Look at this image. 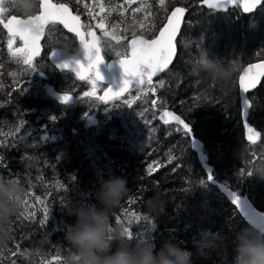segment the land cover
<instances>
[{"label": "trees", "instance_id": "1", "mask_svg": "<svg viewBox=\"0 0 264 264\" xmlns=\"http://www.w3.org/2000/svg\"><path fill=\"white\" fill-rule=\"evenodd\" d=\"M201 2L164 0L161 5L160 0H71L68 6L74 15L79 13L83 30V26L91 25L99 36L107 62L121 58L117 51L128 56L131 38L153 39L173 8L186 11L176 59L154 80L155 95L133 86L128 95L106 105L98 98L104 87L99 86L95 96H84L90 92L89 79L78 82L48 63V53L54 49L77 50L76 39L60 26L47 29L43 54L33 61L39 71L32 75L27 65L17 63L9 53V37L0 26V178L19 183L25 195L30 194L26 198L33 206L22 204L12 217V238L0 248V264H62L71 252L65 232L75 222L69 211L79 203L94 204L91 193L109 175L128 181L129 192L111 210L110 223L128 228L133 242L143 239L158 248L162 241L173 240L193 254L192 264H232L234 235L249 226L221 188L236 191L256 211L264 213V180L256 175L264 170V78L248 95L246 121L260 133L252 145L245 139L237 89L241 70L264 60V3L255 14L243 16L239 6L226 14H215L200 8ZM17 3L28 8L26 0L5 1V20L12 15L29 17ZM100 4L105 8L103 13ZM35 5L32 12L38 14L40 0H35ZM101 17L103 31L96 27ZM104 32L121 38L120 43ZM248 36L252 38L238 41ZM188 37H200L198 46L192 42L189 48L184 42ZM200 43L210 58L235 62L230 79L217 81L190 71ZM20 47L14 39L13 50ZM27 79L24 93L14 91L18 82ZM161 79L163 86L158 85ZM50 91L68 94L72 101L59 102ZM155 97L163 98V109L159 101L157 106L150 103ZM162 110L175 113L191 127L192 138L202 143L208 165L213 168V182L191 151L189 134L177 126L161 125L158 114L153 115ZM91 118L95 124L89 123ZM150 165L153 171L149 175ZM240 169L244 170L243 177H238ZM249 170L253 171L251 177L247 176ZM156 191L166 203L163 213L145 206ZM37 196L43 204L36 201ZM44 207L49 219L42 224ZM32 211L34 216L29 215Z\"/></svg>", "mask_w": 264, "mask_h": 264}, {"label": "snow or ice", "instance_id": "2", "mask_svg": "<svg viewBox=\"0 0 264 264\" xmlns=\"http://www.w3.org/2000/svg\"><path fill=\"white\" fill-rule=\"evenodd\" d=\"M79 2L80 0H77V3ZM128 2L131 3L132 0H128ZM69 3H71V0H62V2L59 3H52L51 0H41L40 8L42 9V11L39 14H36L34 12L27 13V15L29 16V18L27 19H17L15 15H12L10 18H7L5 20L4 14L7 11V9L4 7L5 0H0V24H2L3 27L7 29V33L9 36V53L13 58L16 59L17 63L27 65L28 69L31 70V75L33 72L39 71L38 68L33 65V58L39 52L38 42L40 41V38L44 33L45 26L50 23H59L63 24L64 27L69 31L74 32L76 36L81 38L80 44L82 46V56H73L64 52L63 50L54 49L51 52L49 59L61 52L71 56L72 59L69 62L60 63L58 67L74 71L76 76L80 80H84L87 76L90 82L93 83V89L91 92H85L84 96H94L97 90L96 82H102L103 80V77L98 70V66L104 63L103 57L101 56V47L99 46L100 39L97 38L95 33L92 31L91 25L83 26L85 27L87 35L91 37V41L89 42L84 39L83 34L81 33L82 25L80 24L79 13L73 15L68 6ZM204 3L207 4L210 9L222 6L219 2L214 3L213 0H204ZM260 3L261 0H245L243 10L246 13H250ZM160 4L163 5L164 0H160ZM99 11L100 13H103L105 11L103 4L99 5ZM136 11H139V9H136ZM184 11V8H176L175 11L172 12V18L169 19L167 26L160 31L158 38H153L151 40L134 38L131 41V59L127 58L126 52H116L117 56L121 57L119 59V66L122 69L125 78L123 79L122 84L118 90L114 91L111 87H109L104 91V96L100 97V99L112 98L118 100L121 95L129 92L130 87L133 86L136 87L139 91H143L145 94H147L148 91H152L153 95H155V87L152 85V77L157 75L158 73L164 72L172 62L173 56L176 51L173 41L179 30L181 17ZM89 14H91V11ZM97 15H99V13H97ZM96 27L100 28L101 31L104 30L105 23L102 17L96 24ZM104 36L109 37L110 39H115L117 44L120 43L121 38L115 36L113 33L104 32ZM16 37H19V39L23 41V47L13 50V40ZM105 46L108 48L112 47L111 44H106ZM84 61L87 62L86 65ZM253 69H259L260 72L258 74L254 73L250 75ZM258 75H264V64L250 65L249 68L244 72V74L240 76V88L243 93H247L250 88H254L256 86ZM28 83V79L24 80L22 83L18 82L17 86L14 88V91H21L22 93H24L27 90L26 85ZM163 84L164 81L163 79H161L158 82V85L163 86ZM142 85H146L147 87L141 88ZM72 98V96L64 94L61 97V102L67 104L72 100ZM158 101L159 107L163 109L164 101L162 97L153 99L150 101V103L153 106H157ZM105 102H107V100H105ZM124 103L131 107V104L128 100H125ZM243 103L245 106H249V101L246 98L244 99ZM144 111H147V109H145ZM157 114L158 113H153L154 116ZM139 115L143 117V112L139 113ZM245 115H247V113H245ZM165 117H171V119L174 120L177 125L183 126V130L186 134H191V128L189 127L188 123L182 120L180 116H174L170 111L163 110L160 118L163 120L164 124H168L169 120L164 119ZM22 123L26 122L22 121ZM145 123H147V120L145 121ZM245 127L247 129L248 141L255 144L257 138L260 136V133L253 127H250L247 122L245 123ZM3 143L5 144V146H7L6 141ZM0 160H2V158H0ZM258 170L259 169H257V171ZM147 171L149 175L152 173L153 168L151 165L148 167ZM252 175L253 171L249 170L247 172V176L251 177ZM243 176L244 170L240 169L238 177ZM208 180L211 182L214 181L212 173H208ZM200 183L203 184L204 181L201 180ZM27 195L30 194L25 195V199H23L22 204L26 208H31L33 206L29 204L26 198ZM229 195L231 197V202L235 204L241 212L244 213V210L241 206V198L238 193L236 191H232ZM35 199L37 202L43 204V201L39 196H37ZM132 202L134 203L135 200H133ZM43 212L44 216L43 220L41 221L42 224L49 219L47 207H44ZM29 215L34 216L35 212L32 211L31 213H29ZM133 215L135 214L133 213ZM262 215H264V213H262ZM145 219L148 220L149 217L146 216ZM116 220L117 223H120L119 216L116 217ZM250 223L257 227H264V221L251 220ZM124 231L127 233L129 239L133 238V233L129 231L128 228H124ZM145 231H147V229H145ZM140 235L142 236L143 233H140ZM141 241L146 242L143 239H141ZM13 254L15 255V253ZM53 259H56V257H53Z\"/></svg>", "mask_w": 264, "mask_h": 264}, {"label": "clouds", "instance_id": "3", "mask_svg": "<svg viewBox=\"0 0 264 264\" xmlns=\"http://www.w3.org/2000/svg\"><path fill=\"white\" fill-rule=\"evenodd\" d=\"M26 2V10L22 4L17 3V6L26 14L31 13L36 6L35 0ZM199 41L188 37L184 42L191 48L192 42ZM189 68L193 74L204 73L217 81L230 79L236 70L234 61L210 58L203 43ZM256 175L264 180V170ZM127 185L124 177L109 175L91 193L94 204L79 203L71 208L69 215L75 217V222L68 226L64 236L71 252L63 258L62 264H192L193 254L173 240H164L157 248L152 242H133L124 228L111 226V210L128 194ZM24 195L19 183L0 178V248L12 238L11 219L20 212ZM165 205L158 191L145 201L152 212L163 213ZM232 264H264V227L250 226L235 233Z\"/></svg>", "mask_w": 264, "mask_h": 264}, {"label": "water", "instance_id": "4", "mask_svg": "<svg viewBox=\"0 0 264 264\" xmlns=\"http://www.w3.org/2000/svg\"><path fill=\"white\" fill-rule=\"evenodd\" d=\"M5 1H9V0H5ZM52 2V1H51ZM214 3L216 2H219L222 6L221 7H217V8H212L210 9L207 4L204 3V0H202V2L199 4V7L200 8H203L205 11H208V12H213L215 14H226L230 9H233L236 7L237 4H239V8H240V12L243 16H250V15H253L255 14L260 8L261 6L263 5L264 3V0H261V3L259 5L256 6V8L250 12V13H246L244 12L243 10V5L245 3V0H213ZM40 3H41V0H40ZM53 3V2H52ZM176 8H181V7H175L173 8L170 13L168 14L167 18H166V21L164 22L163 26L160 28V30L158 31V33L156 34V36L154 38H158L159 37V33L160 31L167 26L168 24V21L169 19L172 18L171 14L173 11H175ZM42 11V9L40 8L39 9V13ZM38 13V14H39ZM73 14V13H72ZM74 15V14H73ZM185 16H186V11H184L182 17H181V21H180V27H179V30L176 34V37L173 41V44L175 46V54L173 56V59H172V62L169 64L168 68L166 70H168L174 63L175 59H176V56H177V40L180 36V33H181V30H182V27L184 25V22H185ZM29 18V17H27ZM25 18V19H27ZM17 19H22V18H18ZM80 24H81V20H80ZM53 25H58L62 28V30L68 34L69 36L73 37L76 39V42H77V50L73 53H70L64 49H60V50H63L64 52L70 54V55H73V56H77V55H81L82 56V46L80 44V37L76 36V34L74 32H71L69 31L67 28L64 27L63 24H59V23H56V24H48L45 26V29H44V33L43 35L41 36L40 38V41L38 42L39 43V52L36 54V56L33 58V61L39 59L42 54H43V41H44V37H45V34H46V31L47 29L50 27V26H53ZM1 28L3 29L4 33L8 36V33H7V29H5L3 27L2 24H0ZM96 37L99 38V36L97 35V33L92 30ZM81 33L83 34V37L85 40L87 41H91V37L87 35V32H85L83 30V28L81 27ZM9 37V36H8ZM134 38H143V37H133L129 40L128 42V56L127 58L128 59H131L132 57V53H131V41L134 39ZM15 39H17L20 43H21V47H23V41H21L19 39V37H16ZM145 39V38H143ZM145 40H148V39H145ZM151 40V39H150ZM53 51V50H52ZM50 51L48 53V63L55 69L57 70L58 72H62V73H70L78 82H83V81H86L88 80L87 76L84 80H80L74 71H70L68 69H62V68H59L58 65L60 63H64V62H69L72 57L69 56V55H66L64 53H59L58 55L52 57L51 59H49V56L51 54ZM101 56L103 57L102 55V51H101ZM119 59H113V60H110V61H106L103 57V60H104V63L100 64L98 66V70L99 72L101 73L102 77H103V80L102 82H96L98 85H101V86H104V89L101 91V93L98 95V98L100 100V102L104 105L106 104H109L111 102H114V101H117V99H112V98H105V99H100V97H103L104 96V91L111 87L114 91L115 90H118L119 87L121 86L122 84V81L123 79L125 78L124 77V74H123V71L122 69L120 68L119 66ZM85 65H86V61H84ZM255 64H264V60L263 61H259V62H255V63H251L249 65H247L246 67H244L239 76H238V79H237V89H238V95H239V100H240V111H241V120H242V123H243V126H244V131H245V139H246V142L248 144H253L251 143L250 141H248L247 139V129L245 127V123L247 122V117H248V114H249V111H250V102H249V106H245L243 101L244 99L246 98L248 101V95L253 93L257 88L258 86L260 85L262 79L264 78V75H258L257 77V83H256V86L254 88H250V90L247 92V93H243L241 88H240V81H239V78L241 75L244 74V72L249 68L250 65H255ZM165 70V71H166ZM164 71V72H165ZM164 72H161V73H158L157 75L153 76L152 77V85H154V80L158 77H160ZM260 72L259 69H253L252 70V73H250V75L256 73L258 74ZM132 87H130V90H131ZM97 92V91H96ZM130 92V91H129ZM124 93L123 95H121V97L118 99H122L124 96L128 95V93ZM155 99H157L155 97ZM105 100H107V102H105ZM155 111H157V109H155ZM163 111V110H162ZM162 111H158V116H157V120L158 122L163 125V126H177L179 128H181L183 130V126L182 125H177L175 123L174 120L171 119V117H165L164 119H168L169 120V123L168 124H164L163 120L160 118V115H162ZM171 112V111H170ZM174 116H176L175 113L171 112ZM245 113H247V115H245ZM89 123L90 124H95V120L93 118L89 119ZM190 127V126H189ZM191 128V127H190ZM184 131V130H183ZM185 132V131H184ZM189 137L192 138V134H189ZM193 142V143H192ZM191 151L193 153L196 154V157L199 161V163L201 164V166L203 167L207 177H208V173H213V168L211 166L208 165V159L207 157L205 156V154L203 153V145L202 143L195 139V138H192L191 139ZM211 182V181H210ZM221 191L223 193H227V197L229 199V201H231V197H230V193L227 192L223 187L221 188ZM233 204V203H232ZM233 206L236 208L237 212L239 213V215L241 216V218L244 220V222L250 227V226H255L253 224L250 223L251 220H258V221H264V215H262L261 212H258L256 211L253 206L251 205V203L249 202V200L247 198H241V206L244 210V213L240 211V209H238L236 207L235 204H233Z\"/></svg>", "mask_w": 264, "mask_h": 264}, {"label": "rangeland", "instance_id": "5", "mask_svg": "<svg viewBox=\"0 0 264 264\" xmlns=\"http://www.w3.org/2000/svg\"><path fill=\"white\" fill-rule=\"evenodd\" d=\"M242 38H243V36H242ZM250 38H252V36H248L247 37V40H245V39H240V38H238V41L241 43V42H246V41H248ZM200 39V37H198V40ZM244 40V41H243ZM235 43H236V41H235ZM194 44H196V47L198 46V43L197 42H194ZM97 86V88H98V85H96ZM145 87H147L146 85H142L141 86V88H145ZM93 89V83L91 82V87H90V91ZM138 90V89H137ZM152 92V91H151ZM153 93V92H152ZM50 94L57 100V101H59V102H61V97L63 96L62 94H56V93H54V92H52V91H50ZM72 101V100H71ZM70 101V102H71ZM69 102V103H70Z\"/></svg>", "mask_w": 264, "mask_h": 264}, {"label": "flooded vegetation", "instance_id": "6", "mask_svg": "<svg viewBox=\"0 0 264 264\" xmlns=\"http://www.w3.org/2000/svg\"><path fill=\"white\" fill-rule=\"evenodd\" d=\"M76 43H77V42H76ZM99 46H100V45H99ZM96 85H98V84L96 83ZM99 86H101V85H98V87H99ZM102 87H104V86H102ZM96 91H97V90H96ZM90 92H91V91H90ZM95 95H97V92H96V94H95ZM95 95H94V96H95Z\"/></svg>", "mask_w": 264, "mask_h": 264}]
</instances>
